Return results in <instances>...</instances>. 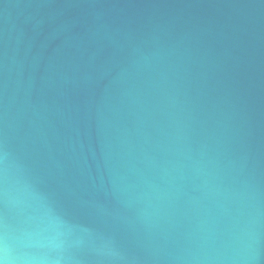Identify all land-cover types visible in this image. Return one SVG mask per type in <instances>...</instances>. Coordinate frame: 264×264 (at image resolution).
Wrapping results in <instances>:
<instances>
[{
  "label": "water",
  "instance_id": "obj_1",
  "mask_svg": "<svg viewBox=\"0 0 264 264\" xmlns=\"http://www.w3.org/2000/svg\"><path fill=\"white\" fill-rule=\"evenodd\" d=\"M0 264H264V0H0Z\"/></svg>",
  "mask_w": 264,
  "mask_h": 264
}]
</instances>
